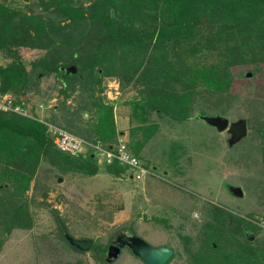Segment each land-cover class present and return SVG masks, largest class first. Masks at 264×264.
I'll return each mask as SVG.
<instances>
[{"label": "rangeland", "instance_id": "obj_1", "mask_svg": "<svg viewBox=\"0 0 264 264\" xmlns=\"http://www.w3.org/2000/svg\"><path fill=\"white\" fill-rule=\"evenodd\" d=\"M77 2L86 5L89 0ZM0 6L23 14H40L44 20L51 17L44 12L53 8L42 11L39 0H0ZM200 42L201 38L197 43ZM48 52L50 48L18 47L19 61L33 77L38 75V81L36 87L22 91L20 96L7 93V106L1 102L0 109L7 114L35 115L46 123V128L53 126L55 116L56 125L61 128L92 129L97 113L94 107H85L89 90L96 102L111 106L113 144L119 132L127 146L131 139L129 130L140 124L135 121L131 106L140 100L138 90L142 87L131 83L120 90L114 76L101 73L98 83H93L94 76L81 81L71 79L75 89L66 90L68 95L64 96L60 93L61 78L41 69L38 63ZM10 54L0 51V65L14 60ZM182 56L178 50L175 58L180 60ZM185 57L187 64L202 67L218 61L217 48L203 49L197 54L188 51ZM230 69L229 88L219 93L203 83L185 106L176 109L184 117H173L172 111L148 110L143 124L155 123L157 128L141 149L140 162L148 171L143 179L110 177L95 157L90 159L96 162L97 170L86 175L73 164L80 159L86 161L89 152L80 149V159L65 163L61 154L48 150L44 158L38 159L21 194V202L26 203L30 212L29 228H0V264H143L127 248L114 252L109 242L117 232L135 234L152 246L172 247L166 264H191L190 258L204 250L205 256H217L210 252V245L215 247L214 242H220L225 232L231 238L240 231L234 226L224 229L222 224L220 228L209 226L214 212L226 224L235 222L229 221L228 213L236 218L245 214L264 217V61L246 62ZM77 72L75 67L71 73ZM221 77L219 72L218 79ZM171 84L175 86V81ZM215 114L226 117L228 122L243 119L245 136L227 145L229 135L225 131L218 132L199 118ZM70 115L73 116L68 119ZM136 137L133 135L132 140ZM6 141L0 135L4 149ZM68 163L73 167H68ZM8 183L6 180L5 187ZM227 185L239 187L242 196H233ZM64 235L87 238L92 244L81 251L65 242ZM106 245L107 260L102 262ZM237 246L231 245L232 250Z\"/></svg>", "mask_w": 264, "mask_h": 264}, {"label": "trees", "instance_id": "obj_2", "mask_svg": "<svg viewBox=\"0 0 264 264\" xmlns=\"http://www.w3.org/2000/svg\"><path fill=\"white\" fill-rule=\"evenodd\" d=\"M77 1L39 0L42 11L53 6L52 10L44 12L52 17L46 20L40 14H23L0 6V51L2 54L10 52L14 57L0 65V94L20 96L38 81V75L33 77L19 61L17 50L22 45L51 49L38 63L41 69L61 78L60 93L64 96L68 95L66 90L75 89L71 79L81 81L94 76L93 83H98L101 73L114 76L120 90L131 83L141 86L140 100L131 106L135 110L134 119L140 124L129 130L131 139H128V148L126 146L139 162L143 143L157 128L155 123L143 124L149 109L172 111L173 117L182 118L184 116L176 109L185 106L203 83L223 93L231 83V67L264 61V0H89L86 5ZM200 38L201 42L197 43ZM216 48L218 61L209 67L185 61L188 51L197 54L203 49ZM178 50L183 55L180 60L175 58ZM70 66L78 69L77 74L70 72ZM219 72H222L221 79H218ZM208 76L214 79L209 80ZM87 95L89 101L85 107H94L97 113L92 129L61 128L56 125L55 116L51 122L56 128L89 142L110 146L115 139L111 106L96 102L89 90ZM135 134L138 138L132 140ZM0 135L8 140L5 149L4 142L0 143V228L5 231L29 228L30 212L26 203L21 202V194L27 188L29 174L33 173L38 159L44 158L48 150L61 154L65 163L81 156L58 150L46 123L35 115L7 114L0 110ZM87 155L86 161L80 159L73 166L86 175L94 174L97 167L91 160H94L92 151ZM262 159L264 161V157ZM49 162L54 163L51 159ZM103 165L110 177L133 178V171L116 159ZM73 166L68 163V167ZM140 166L147 174L145 165L140 162ZM6 180L8 187H5ZM214 213L209 226L220 228L222 224L224 229L234 226L240 229L241 232H237L242 239L238 234L230 238L225 232L220 242H214L215 247L210 245V252L217 256H205L207 251L204 250L192 256L190 263L264 264V235L259 228L250 227L252 224L247 220L262 215L245 214L236 218L228 213L229 221L235 222L226 224L225 220H220L219 213ZM250 234L256 238L253 241L262 242L250 241L247 238ZM235 244L238 245L236 252L231 247ZM107 251L108 248L106 252L104 249L102 262L107 260Z\"/></svg>", "mask_w": 264, "mask_h": 264}, {"label": "water", "instance_id": "obj_3", "mask_svg": "<svg viewBox=\"0 0 264 264\" xmlns=\"http://www.w3.org/2000/svg\"><path fill=\"white\" fill-rule=\"evenodd\" d=\"M69 70L70 72H74V66H70ZM249 75L250 73H246V76ZM199 118L217 131H225L229 135L227 140L229 145L244 137L246 134V124L243 119L228 122L226 117L218 114L212 116L201 115ZM226 189L235 197L242 196L239 187L227 185ZM122 234L124 235V240L121 242L119 239H114L113 245H111L114 252H117L119 247H126L130 253L138 258L143 264H166L173 253L172 247L168 245L154 247L135 234ZM64 238L71 247L81 251L89 249L92 244V241L87 238L74 239L67 235H64ZM248 239H251V236L248 237Z\"/></svg>", "mask_w": 264, "mask_h": 264}, {"label": "built area", "instance_id": "obj_4", "mask_svg": "<svg viewBox=\"0 0 264 264\" xmlns=\"http://www.w3.org/2000/svg\"><path fill=\"white\" fill-rule=\"evenodd\" d=\"M7 100V94H0V103L2 102V104L7 106ZM0 110L3 111V109ZM48 131L53 136L55 147L62 152L77 156L81 154L80 149L89 153L92 151L97 162L109 164L113 159H116L119 163L126 165L133 171L134 179H142L146 174L145 168L140 166L139 160L128 151L126 145L122 143V139L119 136H117L115 144L107 146L105 144L102 145L98 141L89 142L51 125L49 126ZM247 220L253 226L259 228L264 235V217L260 216L259 218L256 217L252 219L247 218Z\"/></svg>", "mask_w": 264, "mask_h": 264}, {"label": "flooded vegetation", "instance_id": "obj_5", "mask_svg": "<svg viewBox=\"0 0 264 264\" xmlns=\"http://www.w3.org/2000/svg\"><path fill=\"white\" fill-rule=\"evenodd\" d=\"M229 138V137H228ZM245 231V230H244ZM122 233H125V232H117V233H115V235L113 236V238H112V240H110V242H109V245L111 246V245H113V242H114V239H119V241H123L124 240V235L122 234ZM126 234V233H125ZM128 235V234H127ZM248 237H250V236H248ZM251 237H252V235H251ZM152 246V245H151ZM106 248H108L107 247V245L105 246ZM154 247H156V246H154ZM106 248H105V252H106ZM123 248H126V247H119V249H118V251L117 252H119L120 250H122ZM105 252H104V254H102L103 256L105 255Z\"/></svg>", "mask_w": 264, "mask_h": 264}, {"label": "crops", "instance_id": "obj_6", "mask_svg": "<svg viewBox=\"0 0 264 264\" xmlns=\"http://www.w3.org/2000/svg\"><path fill=\"white\" fill-rule=\"evenodd\" d=\"M119 135H121V134H119V132L116 134V136H119Z\"/></svg>", "mask_w": 264, "mask_h": 264}, {"label": "clouds", "instance_id": "obj_7", "mask_svg": "<svg viewBox=\"0 0 264 264\" xmlns=\"http://www.w3.org/2000/svg\"><path fill=\"white\" fill-rule=\"evenodd\" d=\"M77 136V135H76ZM79 137V136H78ZM81 138V137H80ZM85 140V139H84Z\"/></svg>", "mask_w": 264, "mask_h": 264}]
</instances>
